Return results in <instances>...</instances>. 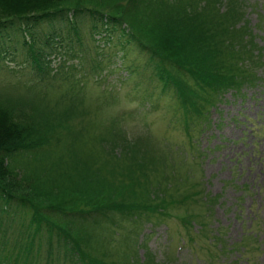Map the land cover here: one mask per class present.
<instances>
[{
    "label": "trees",
    "instance_id": "1",
    "mask_svg": "<svg viewBox=\"0 0 264 264\" xmlns=\"http://www.w3.org/2000/svg\"><path fill=\"white\" fill-rule=\"evenodd\" d=\"M228 1L223 12L220 0H0V87L6 88L0 90V264H124L125 250H116L115 258H110L115 262L105 252H89L90 246L104 245L107 238L102 236L103 224L88 222V217L114 213L139 219L145 214L149 221L170 214L164 213L169 199L162 189L184 190L186 184L175 183L178 179L173 178L167 159L150 169L149 175L158 176V186L153 180L150 183L143 174L148 154L139 159L140 146L132 143L128 148L135 156L127 159L133 165L125 171L127 179L118 183L123 196L127 194V207L105 206V190L112 188L106 193L111 200L119 197L118 188L92 182L90 165L74 149L80 139L66 127L65 114L60 125L47 119L55 109L44 104L38 89L62 80L68 89L61 93L65 102L75 89L77 72L90 74L105 60H120L122 71L141 79L140 88L153 109L176 117L188 145L201 156L195 140L209 127L211 110L226 100L227 91L244 99L245 89L261 82L256 69L262 53L255 43L258 33H253L261 30L260 25L252 27L245 12H239L240 0ZM87 16L89 29L83 25ZM88 32L99 38L90 48L84 39ZM54 55H62L58 63ZM117 82L122 83V76ZM23 88L36 93L21 94ZM69 110L71 106L68 116ZM62 145L69 152L64 157L75 155L78 160L66 169L52 168L50 174L48 168H41V161L56 158L65 164L57 150ZM20 156L26 159L24 164L17 161ZM31 161H36L34 170ZM171 180L172 187L162 186ZM152 183L161 190V205L156 202L157 191L147 185ZM199 215L190 212L180 219L189 243L196 246L192 229L200 224V230H205L203 222L212 210ZM81 231L87 235L80 237ZM219 231L211 236L213 240L209 237L208 247L215 254L207 251L206 257H218L221 250L224 256L229 254ZM195 245L192 250L197 254L200 249Z\"/></svg>",
    "mask_w": 264,
    "mask_h": 264
},
{
    "label": "rangeland",
    "instance_id": "2",
    "mask_svg": "<svg viewBox=\"0 0 264 264\" xmlns=\"http://www.w3.org/2000/svg\"><path fill=\"white\" fill-rule=\"evenodd\" d=\"M227 1L220 0L223 12L227 11ZM236 7L240 13L245 12V18L252 27L260 25L257 28L261 30L253 29V33L256 31L259 34L254 33L255 43L262 53L256 69L261 82L260 85L257 83L256 88H246L244 99L234 98V93L230 91L225 93L226 100L209 113L212 120L209 127L195 140L201 153V156L197 155L198 158L193 147L188 145L190 141L176 117H168L161 108L153 109L140 88L141 79L122 71L120 60H117L118 64L115 60L114 63L105 60L90 74L77 72L74 76L75 89L70 91L65 102L61 101V93L68 89L62 80L54 86L38 89L44 104L49 109H55L49 112L47 119L54 125H60L65 114L66 127L73 130V137L80 139L74 149L81 158L86 159L87 167L90 165L92 182L96 180L100 187H110L108 184H112L111 187L118 188L119 197L111 200L106 198V193L112 188L105 190V206L127 207V194L123 196L125 192L118 183L127 179L125 171L133 165L127 159V156H135H130L134 151H129L128 143L137 144V148L140 146L142 153H139V159L143 153L148 154L143 174L150 177V183L153 180L158 186V176L149 175L150 169L152 171L167 159L173 178L178 179L175 183L186 184L184 190L178 187L168 191L162 189L169 199L164 213H170L163 219L156 215L148 221L145 214L136 219L114 213L88 217V222L96 221L99 227L103 224L102 236L107 238L104 245L90 246V253L105 252L109 255L108 260L115 262L110 258H115L116 250H125L124 264H149V260L151 264H264V0H240ZM83 25L88 29L91 27L89 16L84 18ZM84 39L90 48L93 41L99 38L88 32ZM53 58L58 63L62 55H54ZM52 66L57 68L58 64ZM119 76H122V83L117 82ZM5 89L0 87V90ZM20 93L32 96L36 92L23 88ZM158 102L159 93L156 91V105ZM69 106L72 110H69L71 115L68 116ZM57 150L65 164L58 163L56 158L41 161V168H48L50 174H54L50 172L52 168L56 171L61 165L62 169H66L71 161L75 163L78 160L75 155L64 157L69 153L67 145ZM25 160L22 156L17 159L21 164ZM35 164L36 161H31L33 170L36 169ZM173 168H176V173ZM92 171L95 172L94 176ZM114 175L119 177L115 179L112 177ZM145 176L141 178L145 180ZM173 183H163L162 186L169 188ZM152 184L147 185L157 191L156 202L161 205V190ZM193 189L196 193L192 192ZM188 194L191 198L186 196ZM205 195L209 197L210 204ZM195 199L201 201L197 203ZM168 206L175 208L169 209ZM198 209H201L200 212ZM209 210H212V216L203 222L207 226H204L205 230H200V224H195L192 229L196 233L197 246L189 243L180 219L190 212L199 218V214L203 215ZM257 219L259 222L256 223ZM219 230L224 235V248L229 245L230 252L224 256L221 250L218 257L210 255L212 260L208 261L210 258L206 257L205 252L215 254L208 245L214 233L220 234ZM86 235V231L80 232V237ZM194 245H199L197 254L194 253L196 250H192ZM150 256L152 258L149 259Z\"/></svg>",
    "mask_w": 264,
    "mask_h": 264
}]
</instances>
